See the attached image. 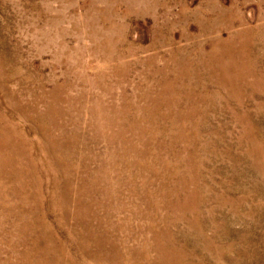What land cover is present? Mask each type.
I'll list each match as a JSON object with an SVG mask.
<instances>
[{
  "label": "rangeland",
  "instance_id": "1",
  "mask_svg": "<svg viewBox=\"0 0 264 264\" xmlns=\"http://www.w3.org/2000/svg\"><path fill=\"white\" fill-rule=\"evenodd\" d=\"M0 264H264V0H0Z\"/></svg>",
  "mask_w": 264,
  "mask_h": 264
}]
</instances>
